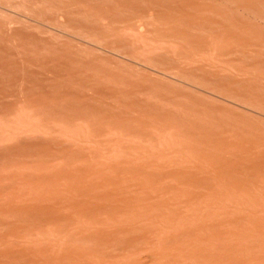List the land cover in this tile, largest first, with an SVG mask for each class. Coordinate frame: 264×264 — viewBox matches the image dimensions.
<instances>
[{
  "label": "rangeland",
  "instance_id": "1",
  "mask_svg": "<svg viewBox=\"0 0 264 264\" xmlns=\"http://www.w3.org/2000/svg\"><path fill=\"white\" fill-rule=\"evenodd\" d=\"M0 264H264V0H0Z\"/></svg>",
  "mask_w": 264,
  "mask_h": 264
}]
</instances>
